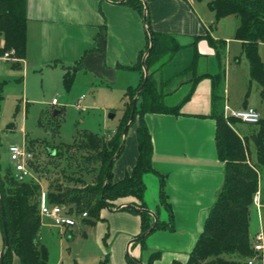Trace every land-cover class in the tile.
I'll return each instance as SVG.
<instances>
[{
  "label": "trees",
  "instance_id": "trees-1",
  "mask_svg": "<svg viewBox=\"0 0 264 264\" xmlns=\"http://www.w3.org/2000/svg\"><path fill=\"white\" fill-rule=\"evenodd\" d=\"M207 1L217 21L230 15L239 17L240 23L235 39L243 44V53L249 62L251 79L262 88L261 97L264 102V62L259 53V45L264 43V0ZM127 3L145 18L146 9L142 1L128 0ZM145 23L148 26L146 48L140 52L135 64L127 66L131 70L140 71L141 82L138 87H129L125 92V98H128L127 117L120 127L109 136L83 133L73 143L67 145L51 146L42 141L27 139L26 147L32 154L29 165L39 177L51 180L47 193L49 203L65 207L68 215L71 216L79 217L87 213L88 217L81 222L89 226H94L102 220L101 215L105 210V204L110 208H116L122 200L129 197L135 199L132 205L140 209H148L144 202L147 190L144 176L148 173L156 174L160 177L161 183L160 207L168 212L169 220L161 221L160 208H158L155 213L158 217V225L150 235L157 230L174 231L173 208L165 192L166 180L153 166L154 146L146 116L149 114L180 115L182 106L193 96L197 84L205 78H210L213 82L210 117L216 120L215 141L218 157L225 164V179L188 259L186 262L175 261L174 264H248V261L228 259L227 256L249 260L256 253L250 229L254 197L257 192H260L261 205L264 206V111L261 121L255 124L259 127L258 131L251 136L257 153V160L253 162L249 150L250 138L241 137L234 129L235 123L240 120L226 115L225 69L221 68L215 75H196L194 72L200 57L198 44L202 40L208 42L209 46L216 51L219 61L222 62L227 44L224 40L213 38L211 33L216 26L211 25L203 35L194 38L193 65L169 81H163L158 79L156 74L174 58L182 46L175 36L154 31L148 13ZM27 28V0H0V37L4 39L0 56L9 54L10 60L17 61L12 63V67L18 70L22 69V62L27 56ZM151 37L153 47L146 59L149 79L140 92L135 117L128 132V136L131 131L136 139L137 160L134 167L123 178L115 180L114 164L122 156L126 145L112 167H109V164L122 144L123 131L129 123L133 101L144 82L143 58L150 47ZM82 62L83 59L77 63V66L65 70L63 86L67 91L72 89L78 66ZM188 74H193V78L189 80L191 85L189 92L178 104H168L165 88ZM247 107L250 106L245 108ZM19 109L20 106L16 108V113ZM60 113L58 111V114ZM13 126V123L9 124V127ZM59 127L57 126V131ZM41 193L42 187L34 179L19 182L14 170L9 169L4 172L0 156V199L5 210L10 241V247L5 252L4 264H13L15 255L19 257L22 264H48V249L40 241ZM122 210L140 216L141 232L138 237L154 225L153 216L147 212L134 211L128 207ZM0 228L5 246L1 213ZM150 235L136 244L141 246L142 252L148 251L146 239ZM161 257L162 251H152L146 262L143 261V256L140 260L145 264H154ZM127 260L129 264H139L129 257Z\"/></svg>",
  "mask_w": 264,
  "mask_h": 264
},
{
  "label": "crops",
  "instance_id": "crops-1",
  "mask_svg": "<svg viewBox=\"0 0 264 264\" xmlns=\"http://www.w3.org/2000/svg\"><path fill=\"white\" fill-rule=\"evenodd\" d=\"M110 1L116 4L105 0H27V56L22 62L23 66L29 59L32 66L38 69L56 70L60 67L62 82L65 70L74 67L72 65H75L82 57L84 64L80 67L85 70L90 69L95 72L106 70L115 75L121 69L131 70L127 66L138 61L140 52L146 48L148 42L146 23L144 17L131 4L127 2L120 4L122 0ZM140 1L145 5V14H149L153 30L175 36L182 46L174 58L156 74L158 79L169 81L193 65L195 59L193 40L196 36L203 35L213 22L206 7L198 3V0ZM237 20L238 23L228 33L216 35L217 27L212 30L211 34L215 40H224L227 44L222 62L206 40L199 42L200 57L194 71L196 75H215L221 68H226L227 78V65L232 63L233 42L239 43L242 49L241 54H244L243 44L235 39L240 23V20ZM259 52L264 62L262 55L264 43L259 45ZM135 72L141 74L140 71ZM245 74L250 77L249 82L245 80V86L247 82L252 86L250 66ZM192 78L193 74H188L165 88L168 104L175 105L182 101L191 88L189 80ZM229 80L230 72H228ZM225 82L224 91L228 94ZM212 90V80L205 78L197 84L193 96L182 106L180 115L149 114L146 116L154 146L153 166L160 175L165 177V192L173 208L175 230L155 231L149 236L151 241L146 243L148 251L142 252L140 245L130 244L141 232L140 216L127 210L110 213L105 209L101 215L102 221L105 222V235H108L110 228L122 234V239L117 242V249L111 246V259L114 264H129L128 252L138 259L143 256V261L146 262L148 255L157 249H160L158 251L172 249L175 253L192 251L225 179V164L218 157L215 141L216 120L210 117ZM225 103L230 110V98L225 97ZM246 106L249 104L244 100L243 107L239 109ZM234 129L241 137H244L235 126ZM137 156L136 139L131 133L122 156L114 164L115 180L123 178L134 167ZM144 182L147 186L144 196L145 204L154 213L160 208L161 221L168 222V212L160 207V177L148 173L144 176ZM149 182L152 185H149ZM134 201V198L129 197L122 200L121 204L134 203ZM121 213L122 215H117ZM80 223L84 227H89ZM76 227L77 225L53 228L57 229L58 235L61 234L70 241L74 237ZM40 241L45 245L42 229ZM164 241L171 245L163 248ZM3 248L4 240L0 228V253ZM100 258L101 254L99 256L91 253L90 256H79L78 262L102 264ZM69 260L70 263H74L71 258ZM63 261L65 262V256ZM175 261L179 260L175 259ZM162 263L163 252L161 259L154 264ZM13 264H22L16 255ZM57 264H63L60 255ZM75 264L78 263L75 262Z\"/></svg>",
  "mask_w": 264,
  "mask_h": 264
},
{
  "label": "rangeland",
  "instance_id": "rangeland-1",
  "mask_svg": "<svg viewBox=\"0 0 264 264\" xmlns=\"http://www.w3.org/2000/svg\"><path fill=\"white\" fill-rule=\"evenodd\" d=\"M197 2L206 7L212 24L217 27L215 29L216 35L230 32L232 27L238 23L239 17L237 18L235 15L217 21L215 13L208 6L207 0ZM3 47L4 39L0 37V50ZM231 50L232 63L227 65L225 82V88L229 91L228 94L225 93V97L230 98L231 101L230 111L239 110L243 107V101L246 100L250 107H254L263 114L262 88L254 80L250 86L248 83L250 77L245 74L249 71L248 59L244 54H241L242 49L239 43L233 42ZM262 55L264 57V54ZM82 59L83 57L80 60ZM12 63H17V61L0 56V156L4 172L9 169L14 170L15 166L10 158L9 147L11 145L26 146L27 139L56 146L71 144L83 133H94L100 136L111 135L127 117L128 98H125V92L129 86L138 87L141 79V74L127 69H121L116 75L106 70L96 71V73L90 69H82L80 66L84 64L83 59L82 64L78 66L73 87L67 91L61 80L62 71L60 67L56 70L38 69L32 66L31 60L28 59L26 64L22 65L23 69L18 70L12 67ZM77 63L72 66H77ZM228 72H230L229 81ZM245 80H248L246 86ZM82 96L85 97L81 103L82 108H77L76 105ZM54 98L58 100V105H53ZM18 106L20 109L16 113ZM56 111L61 113L56 114ZM111 115L114 116L111 117ZM10 123H13L14 126L9 127ZM57 126H60L58 131L56 130L58 129ZM234 126L242 136L250 138L249 150L252 161L256 162V147L251 136L258 131V125L238 121ZM128 137H131V131ZM28 168L33 179L41 185L42 191L47 194L51 180L46 177H39L29 164ZM149 185L152 184L149 182ZM117 215H122V213ZM109 217L111 216L109 215ZM42 223V239L49 252L48 264H57L59 255L63 264H72L69 258L73 260V264L75 262L85 264L84 261L78 262V257L90 256L91 253H96L99 256L101 254L99 260L103 262L102 264H114L111 259V251L114 247L117 249V242L122 239V234L110 228L106 236L105 222L102 220L89 227H84L78 223L74 229V237L70 241L67 237L58 235L57 229L53 228L55 225L47 217H43ZM107 225L110 226L108 223ZM250 230L253 243L256 241L255 235L260 230L264 233L263 205L252 209ZM148 241H151L149 237L146 239V243ZM262 242L264 245V239ZM158 244L160 243L158 242ZM169 245L171 243L164 241L163 248ZM162 252V264H174L175 259L185 262L191 250L175 253L172 249H164ZM61 253L64 254L61 255ZM63 256H65V262ZM227 258L242 260L243 262L248 261L237 256H227ZM252 258L254 264H264V250L259 253L256 252Z\"/></svg>",
  "mask_w": 264,
  "mask_h": 264
},
{
  "label": "built area",
  "instance_id": "built-area-1",
  "mask_svg": "<svg viewBox=\"0 0 264 264\" xmlns=\"http://www.w3.org/2000/svg\"><path fill=\"white\" fill-rule=\"evenodd\" d=\"M6 58H9V54L5 55ZM85 100V97L82 96L77 103V108H82L81 103ZM52 103L54 105L58 104V100L53 99ZM226 115L234 117L246 124H258L262 119V114L255 109L254 107H247L239 109L236 111H230L226 107ZM9 153L11 161L14 163V172L15 177L19 182H25L28 179H33L32 173L28 168L29 160L32 158V154L27 150L26 146L20 145H11L9 147ZM261 194L257 192L254 197V207H259L261 205ZM40 214L43 217L50 219L58 228L65 227H75L82 219L88 217L87 213H83L81 216H71L68 215L65 207L60 205H51L47 199V194L42 191L40 197ZM264 233L260 230L255 235V242L253 243V248L255 252L259 253L264 250L263 245ZM248 264H254V260L249 259Z\"/></svg>",
  "mask_w": 264,
  "mask_h": 264
},
{
  "label": "water",
  "instance_id": "water-1",
  "mask_svg": "<svg viewBox=\"0 0 264 264\" xmlns=\"http://www.w3.org/2000/svg\"><path fill=\"white\" fill-rule=\"evenodd\" d=\"M105 1L110 2V3H115V2H111L110 0H105ZM127 1L128 0H122V1H120V4H123V3L127 2ZM144 21L146 22V14H145ZM146 29L148 30V26L147 25H146ZM152 47H153V40H152V37H151L150 38V47H149L148 51L146 52V54H145V56L143 58V69H144V73H145L144 82L142 83V85L138 89L136 97H135V99L133 101V108H132V113H131V116H130V120H129V123L126 125V127L124 128V131H123L122 144H121L118 152L116 153V155L113 157L112 161L110 162L109 167H112L113 162L118 158V156L120 155L121 151L123 150V148L126 145L130 124L132 123V121H133V119L135 117L136 110H137V103H138V99H139V96H140V92L144 88V86L146 85V83H147V81L149 79V72H148V69L146 67V59H147L148 55L150 54ZM56 114H58V111H56ZM113 116L114 115H111V117H113ZM106 180H108L107 177H106ZM127 207L132 209V210H134V211L147 212V213H149V214H151L153 216L154 221H155L154 225L148 231L143 233L141 236L133 239L131 241V243H130L132 245L133 244H139L140 242H142L148 235H150L157 228L158 217L156 216V214L154 212L150 211L149 209H140V208L132 205L131 203H123V204L118 205L116 208H110L109 205L105 204V209L108 210L110 213H115V212L121 211L123 208H127ZM0 210H1L2 221H3V225H4V233H5V246H4L3 250L0 253V264H4L5 252L10 247V241H9V236H8L6 218H5V210H4V206L2 205L1 199H0ZM127 256L129 258H131L132 260L136 261L139 264H145L140 259H138V258L134 257L133 255H131L130 252L127 253Z\"/></svg>",
  "mask_w": 264,
  "mask_h": 264
}]
</instances>
